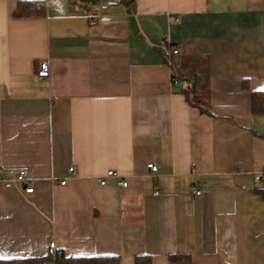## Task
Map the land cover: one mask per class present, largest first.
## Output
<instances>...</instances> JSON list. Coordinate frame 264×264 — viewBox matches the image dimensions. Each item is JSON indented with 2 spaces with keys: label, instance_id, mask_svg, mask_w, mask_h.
<instances>
[{
  "label": "crops",
  "instance_id": "1",
  "mask_svg": "<svg viewBox=\"0 0 264 264\" xmlns=\"http://www.w3.org/2000/svg\"><path fill=\"white\" fill-rule=\"evenodd\" d=\"M20 1L41 13L14 16ZM120 1L0 0V259L44 257L54 241L119 264H264V110L251 108L264 0ZM165 56L199 74L209 112ZM108 169L129 185L99 184ZM19 170L32 193L4 186Z\"/></svg>",
  "mask_w": 264,
  "mask_h": 264
},
{
  "label": "trees",
  "instance_id": "2",
  "mask_svg": "<svg viewBox=\"0 0 264 264\" xmlns=\"http://www.w3.org/2000/svg\"><path fill=\"white\" fill-rule=\"evenodd\" d=\"M87 0H80V4L86 6ZM122 4H124L127 8V11H133L135 6V0H121ZM42 7L38 2L35 1H20L14 12L12 13L16 17H29L40 14ZM165 48L171 47L170 45L164 46ZM169 61L170 67L172 68L171 78L172 81L176 83L182 81L185 83L182 86L181 92L185 95L188 103L194 106H198L202 112H209L207 107V101H200L199 99V89H198V80L199 74L192 68L187 67L184 63L180 62L177 59H173L172 57L165 56V61ZM252 94V103L251 108L253 111H262L264 108L259 104L257 107V102L259 103L264 101V94L251 92ZM203 99V97H202ZM254 192L260 194V196L264 199V178H262V184L260 187L254 189ZM151 256L149 255H137L135 257L134 264H151ZM169 259L175 263H186L190 261V255L187 253H179V254H170ZM0 264H119V257L117 256H66L59 252L55 256L51 257L50 253H48L44 257L38 258H13V259H0Z\"/></svg>",
  "mask_w": 264,
  "mask_h": 264
},
{
  "label": "built area",
  "instance_id": "3",
  "mask_svg": "<svg viewBox=\"0 0 264 264\" xmlns=\"http://www.w3.org/2000/svg\"><path fill=\"white\" fill-rule=\"evenodd\" d=\"M96 18H97V15H90V24L91 25L96 23ZM172 53L173 54L177 53L176 47H173ZM36 71H37L36 74H37L38 78L42 79V78L47 77L50 73L48 62L46 60L41 61L39 63L38 68L36 69ZM146 166H147V168H150L153 173L157 172V170H158L157 165H155L152 162H148V164ZM67 171H68V174L70 176L75 175L77 172V170L75 169L74 166L68 167ZM107 177L113 178L115 180V184H117L119 187L120 186L121 187H127L129 185L127 179L122 178V177L119 178V175L117 174V172L115 170H112V169H108L105 176H103L101 179H99V184L104 185ZM65 180H66V178H62V180L60 181V184L64 183ZM253 180L255 182L260 181L257 177H254ZM2 181H3L4 186H6V187H10L14 183L17 184L18 186H21L25 193H32L34 190V187L32 186L31 180L27 176V173L24 170H19L14 175L13 178H7L6 177ZM191 193L199 195L201 193V190H200V188L193 186L191 189ZM49 243H50L49 247H50L51 257L55 256L56 254H59L60 251L57 249L56 243H54V241H50Z\"/></svg>",
  "mask_w": 264,
  "mask_h": 264
},
{
  "label": "water",
  "instance_id": "4",
  "mask_svg": "<svg viewBox=\"0 0 264 264\" xmlns=\"http://www.w3.org/2000/svg\"><path fill=\"white\" fill-rule=\"evenodd\" d=\"M178 84L181 85L182 84V81L178 82Z\"/></svg>",
  "mask_w": 264,
  "mask_h": 264
}]
</instances>
